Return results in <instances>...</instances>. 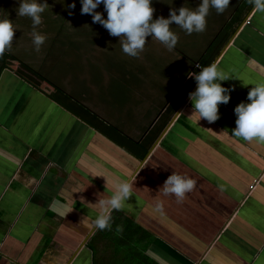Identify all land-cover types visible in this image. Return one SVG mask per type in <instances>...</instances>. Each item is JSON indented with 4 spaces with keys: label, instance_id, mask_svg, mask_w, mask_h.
<instances>
[{
    "label": "crops",
    "instance_id": "0c3cea01",
    "mask_svg": "<svg viewBox=\"0 0 264 264\" xmlns=\"http://www.w3.org/2000/svg\"><path fill=\"white\" fill-rule=\"evenodd\" d=\"M19 3L0 17L18 27L11 47L32 37L31 19L17 15ZM247 11L213 62L231 75L221 81L232 91L219 118L197 122L190 91L173 107L179 87L150 121L154 140L145 157L118 144L105 126L136 139L149 133L146 125L127 129L74 89L64 88L57 101L34 77L28 82L11 67L2 71L0 264H264V142L232 135L235 106L264 83V13L252 5ZM37 31L48 40L44 16ZM18 50L8 52L26 61ZM76 104L89 107L99 126L70 107ZM173 171L196 181L179 203L159 191ZM121 182L134 195L111 212L112 229L99 230L98 201Z\"/></svg>",
    "mask_w": 264,
    "mask_h": 264
},
{
    "label": "rangeland",
    "instance_id": "374dc122",
    "mask_svg": "<svg viewBox=\"0 0 264 264\" xmlns=\"http://www.w3.org/2000/svg\"><path fill=\"white\" fill-rule=\"evenodd\" d=\"M6 1L8 3L4 6V1L0 0V17L5 14L3 9L9 16L12 15V4L15 5L19 0ZM200 2L201 0H171V3H167L164 0H152L155 9L153 18L167 17L170 9L196 8ZM46 3L41 15L50 21L51 34L47 37L48 40L36 51L32 37L24 36L21 44H18L19 40L11 47L12 50L20 54L18 49H21L27 62L22 61L35 70L38 68L46 79L59 88L57 90L52 85V88H48L55 100H63L64 88L69 91L74 89L76 93L86 97V103L91 104L92 108L100 109L102 115H108L114 121L121 119L122 125L127 129L132 128L138 132L145 125L147 128L161 106L181 86L185 74L193 66L190 52L177 45L178 49L175 46L168 50L155 37L149 36L137 56H128L122 51V38L110 35L102 25L93 23L90 14H81L80 0H75L71 15L67 5L72 0H46ZM244 3L251 5L249 0H244L242 4ZM97 11L107 16L102 4ZM236 11L238 9L228 16L227 24L235 21ZM170 27L177 34L178 43L190 51H196L195 45L204 38L206 30L205 28L200 34H187L174 23ZM217 28L212 30V34ZM34 79L37 81L39 78L34 75ZM183 99L184 97L177 99L174 103L179 105ZM173 110H168L165 116L170 117Z\"/></svg>",
    "mask_w": 264,
    "mask_h": 264
},
{
    "label": "clouds",
    "instance_id": "9594fccd",
    "mask_svg": "<svg viewBox=\"0 0 264 264\" xmlns=\"http://www.w3.org/2000/svg\"><path fill=\"white\" fill-rule=\"evenodd\" d=\"M171 3V0H164ZM81 14H90L93 23L102 25L110 35L121 39L123 53L135 57L143 50L146 38L151 36L160 41L168 50H172L178 43L177 34L171 30L170 25H178L187 34L203 32L206 28V17L210 9H215L222 14L231 4V0H201L198 7H180L178 10L170 9L167 17L153 18L154 7L152 0H80ZM252 7L264 13V0H249ZM103 5L105 17L98 6ZM47 6L41 0H20L17 15L29 17L32 22V41L35 50L39 51L44 44L46 36L37 31V26L42 23V13ZM69 15L75 8V0L67 5ZM15 27L8 18H0V56L10 49L13 42ZM200 70L191 72L196 88L188 93L192 102L197 122L205 119L209 123L215 122L219 116V105L227 104L230 100L231 88L226 87L221 81L229 79L230 74L219 70L216 63L205 66L196 65ZM236 116L235 127L232 135L243 138L245 141L253 139L264 142V83H256L247 93V101H241L234 108ZM196 181L193 178L173 171L163 183L160 192L164 196L174 194L177 202H182L185 194L193 190ZM134 195L132 186L128 182H121L108 198L98 201L101 208L100 214L94 220V226L99 230H111L113 210H122L125 202ZM156 208L162 210L163 201L156 202ZM116 232H122V227L117 225Z\"/></svg>",
    "mask_w": 264,
    "mask_h": 264
},
{
    "label": "trees",
    "instance_id": "16d2710c",
    "mask_svg": "<svg viewBox=\"0 0 264 264\" xmlns=\"http://www.w3.org/2000/svg\"><path fill=\"white\" fill-rule=\"evenodd\" d=\"M242 0H231V4L229 7L225 10L224 13L218 14L215 9H210L209 15L206 17V30L204 31V38L201 40H198L196 43V51H190L188 48H184V46L181 43H177V46L180 47L181 49H186L188 52H190V55L192 56V62L193 66L191 69L188 71L187 74H185L184 81L182 82L179 90L181 93L180 96L178 97L179 99L187 95L189 91L193 89V87L196 84V81L194 77L189 76L191 72L195 73L198 72L200 69L196 67L197 64H200L201 66L208 65L210 63H213L222 48L226 45V43L229 41L230 37L232 36L233 33V24L236 22L242 21L246 14L248 13V3H241ZM241 3V4H240ZM234 14V20L230 24H227L228 18L233 14L235 10H237ZM232 12V13H231ZM227 16V17H226ZM229 16V17H228ZM218 25V26H217ZM216 27L217 30L212 34V30L215 29ZM202 32L196 33L200 34ZM176 46V47H177ZM177 47V49H178ZM181 51V50H180ZM186 57H188L186 54H184ZM6 67H11L13 70L18 72L21 76H23L25 79L31 81V77H34L36 75L39 79L36 84L37 85H43L46 89V87L52 88L50 85L54 86L57 90L59 88L49 81L48 79L45 78V76L38 70H35L33 67L29 66L25 62H23L21 59H18L14 57L12 54L8 52V50L5 51L3 56H0V75L2 71ZM177 96H173L169 103L175 104L174 102L176 101ZM169 104V105H170ZM74 110H77L78 112L81 113V115L87 119L90 122H94V125H98L100 123V120L96 114H92L91 110L87 108L84 105H72L70 106ZM76 111V112H77ZM94 120V121H93ZM105 127H108L106 130H112L115 132V141L120 144L121 146L127 148L132 154H134L137 157H145L146 153L149 148V144L154 140V137L150 135L151 131H154V126L148 127L146 130H148V134H145L144 137L142 138H128L126 135L122 134L116 126H108L106 125Z\"/></svg>",
    "mask_w": 264,
    "mask_h": 264
},
{
    "label": "water",
    "instance_id": "95a60500",
    "mask_svg": "<svg viewBox=\"0 0 264 264\" xmlns=\"http://www.w3.org/2000/svg\"><path fill=\"white\" fill-rule=\"evenodd\" d=\"M197 86V85H196Z\"/></svg>",
    "mask_w": 264,
    "mask_h": 264
}]
</instances>
